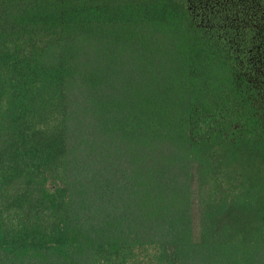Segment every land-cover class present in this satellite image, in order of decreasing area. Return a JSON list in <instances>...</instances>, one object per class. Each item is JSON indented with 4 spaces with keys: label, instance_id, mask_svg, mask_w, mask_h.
I'll use <instances>...</instances> for the list:
<instances>
[{
    "label": "trees",
    "instance_id": "obj_1",
    "mask_svg": "<svg viewBox=\"0 0 264 264\" xmlns=\"http://www.w3.org/2000/svg\"><path fill=\"white\" fill-rule=\"evenodd\" d=\"M0 264H264V0H0Z\"/></svg>",
    "mask_w": 264,
    "mask_h": 264
},
{
    "label": "rangeland",
    "instance_id": "obj_2",
    "mask_svg": "<svg viewBox=\"0 0 264 264\" xmlns=\"http://www.w3.org/2000/svg\"><path fill=\"white\" fill-rule=\"evenodd\" d=\"M192 228L194 241L199 240L201 231V206L199 202V191L196 182L192 186Z\"/></svg>",
    "mask_w": 264,
    "mask_h": 264
}]
</instances>
